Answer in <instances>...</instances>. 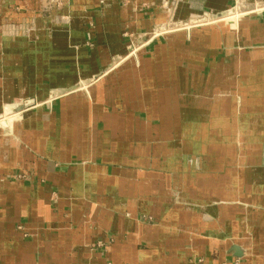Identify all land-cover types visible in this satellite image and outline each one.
Returning a JSON list of instances; mask_svg holds the SVG:
<instances>
[{"label":"crops","instance_id":"1","mask_svg":"<svg viewBox=\"0 0 264 264\" xmlns=\"http://www.w3.org/2000/svg\"><path fill=\"white\" fill-rule=\"evenodd\" d=\"M235 4L0 0V264H264V11L209 20Z\"/></svg>","mask_w":264,"mask_h":264},{"label":"water","instance_id":"2","mask_svg":"<svg viewBox=\"0 0 264 264\" xmlns=\"http://www.w3.org/2000/svg\"><path fill=\"white\" fill-rule=\"evenodd\" d=\"M240 9H244V7H240ZM235 8H231V9H227V10H224V11H221V12H217V13H214V14H211L209 16V20L212 21V20H218V19H223L225 17H228L230 16L231 14H234L235 13ZM232 20V19H228V22ZM231 22V21H230ZM181 25V22H178V23H169L168 24V29H173V28H176V27H179ZM30 102H26L24 105H18L17 108L14 110L13 113H18L17 115H15L13 118L9 119V121L13 120V119H17L21 116V111L24 110V108H26V106H28ZM4 123H7V119H2L0 120V125L4 124ZM233 250L235 251V254L237 256H239L241 254L240 250L237 248V247H233Z\"/></svg>","mask_w":264,"mask_h":264},{"label":"built area","instance_id":"3","mask_svg":"<svg viewBox=\"0 0 264 264\" xmlns=\"http://www.w3.org/2000/svg\"><path fill=\"white\" fill-rule=\"evenodd\" d=\"M255 1V0H253ZM236 4L234 6L235 10L236 11H239L237 12L236 14L238 13H241L242 10L240 9V7L244 6V10L243 12H261V11H264V2L260 1V0H256L255 2H252V3H242L241 0H235ZM16 115V114H15ZM2 120V119H0Z\"/></svg>","mask_w":264,"mask_h":264},{"label":"bare ground","instance_id":"4","mask_svg":"<svg viewBox=\"0 0 264 264\" xmlns=\"http://www.w3.org/2000/svg\"><path fill=\"white\" fill-rule=\"evenodd\" d=\"M237 12H239V11H235V13H234V14H231L230 16H228V17H225V18H223V19H226V20H227V19H232V18L234 19V18H236V17H237V16H236V15H237V14H236ZM218 20H219V19H218ZM172 30H173V29H172ZM174 30H175V29H174Z\"/></svg>","mask_w":264,"mask_h":264},{"label":"rangeland","instance_id":"5","mask_svg":"<svg viewBox=\"0 0 264 264\" xmlns=\"http://www.w3.org/2000/svg\"><path fill=\"white\" fill-rule=\"evenodd\" d=\"M256 1V0H255ZM255 1H253V0H241V2L242 3H252V2H255ZM258 1V0H257ZM260 1H262V2H264V0H260Z\"/></svg>","mask_w":264,"mask_h":264}]
</instances>
